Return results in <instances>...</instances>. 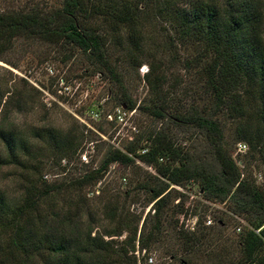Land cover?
<instances>
[{"label":"trees","instance_id":"obj_1","mask_svg":"<svg viewBox=\"0 0 264 264\" xmlns=\"http://www.w3.org/2000/svg\"><path fill=\"white\" fill-rule=\"evenodd\" d=\"M48 3L27 4L18 11L0 9V59L19 39L39 40L79 53L86 56L100 77L117 87L111 100L134 111L137 104L113 63L110 43L125 37L139 47L144 42L143 12L151 9L156 11L157 19L173 27L172 41L191 50L183 67L193 82L192 96L187 108L177 107L174 111L164 99L139 107L162 127L146 137L135 138L123 149L110 148L98 168L86 170L74 182L78 186L97 183L113 164L131 166L139 160L152 167L156 175L149 174L142 183L154 211V227L147 235L148 220L140 234V219L134 227L98 232L95 226L83 224L80 212L50 213L43 209L46 198L67 184L46 185L43 191L29 186L17 204L0 189V229L8 234L6 244L0 239V264H125L124 259L130 251H136L137 243L141 251L158 244L165 224L172 227L173 236L182 241L190 256L196 246L210 238L201 222L194 231L187 230V221L195 213L184 206L186 194L176 187L188 189L190 185L198 186L203 199L226 204L230 213L246 222L240 234L239 256L228 264H264V0ZM146 79L160 94L164 86L161 78L150 80L148 75ZM9 97L11 94L4 103L5 110L25 104L22 97L13 102ZM2 102L0 97V106ZM229 120L236 122V141L247 143L252 160L260 163L262 184L251 172L252 163L233 157L225 140ZM173 126L196 131L207 146L206 152L180 143L171 132ZM11 128L8 121L0 125V140L6 151L5 157L0 155V167H25L23 155L30 153L29 146ZM82 136L77 129L65 133L48 129L35 132L33 137L49 142L62 158H74ZM177 199L180 201L175 205ZM125 231L129 233L125 244L131 246L130 250L116 252L115 240L106 237H120ZM190 259L182 263L189 264Z\"/></svg>","mask_w":264,"mask_h":264},{"label":"rangeland","instance_id":"obj_2","mask_svg":"<svg viewBox=\"0 0 264 264\" xmlns=\"http://www.w3.org/2000/svg\"><path fill=\"white\" fill-rule=\"evenodd\" d=\"M48 2L0 0V9L18 11L27 4L48 5ZM155 14L156 11L151 9L143 12L144 42L139 47L125 37L110 43L113 63L126 91L137 104L134 111L117 106L111 100L117 87L100 77L86 56L79 53H70L39 40L19 39L14 48L0 59V97L3 99L0 125L8 121L20 140L29 146L30 152L23 155L25 167H0V189L13 204L22 201L29 186L43 191L46 185L57 187L67 184L59 186L60 190L53 191L46 198L43 209L50 213L80 212L83 224L95 226L98 232L134 227L137 219H140L139 234L146 220V235L154 227L153 203L149 202V194L142 189V183L149 174L156 175V172L143 162L138 160L131 166L113 164L97 183L78 186L74 182L86 170L98 168L110 148L123 149L135 138L146 137L162 127L161 122L138 110L139 107L164 99L174 111L177 107L187 108L190 102L193 82L183 67V60L191 55V50L172 41L175 38L173 27L157 19ZM148 75L150 80L161 78L164 86L160 94L150 88L146 79ZM10 94L12 102L22 97L25 104L5 110L3 106ZM118 110L124 114L122 122L115 118ZM109 114L113 121L107 118ZM225 126V140L233 157L252 163L251 172L257 183L262 184L261 165L252 160L249 145L245 143L247 149L244 153L238 152L241 142L236 141V122L226 121ZM48 129L60 133L77 129L80 135L83 134L74 158H62L49 142L33 137L35 132ZM171 132L183 145L197 152H206V144L193 129L181 130L173 126ZM0 155L6 156L1 140ZM83 155L87 156V162L83 161ZM176 188L186 194L184 206L195 213L187 221V230L194 231L201 222L210 238L196 246L189 256L182 241L173 236L172 227L165 224L161 241L142 251L137 243L136 251H130L124 259L125 264H183V259L190 258L189 264H228L237 258L240 234L246 222L230 213L226 204L203 199L198 186L190 185V191ZM179 201L177 199L174 204ZM3 233L4 230L0 229L1 243L6 244L8 234ZM128 236L125 231L120 237H106V240L114 239V250L122 252L123 249L130 250L131 246L125 244Z\"/></svg>","mask_w":264,"mask_h":264},{"label":"built area","instance_id":"obj_3","mask_svg":"<svg viewBox=\"0 0 264 264\" xmlns=\"http://www.w3.org/2000/svg\"><path fill=\"white\" fill-rule=\"evenodd\" d=\"M123 115H124V114H123L120 110H118L117 113L115 114V118H116L117 120H119L120 122H122L123 119H124V118H123ZM107 118H108L110 121H113L112 115L109 114V115L107 116ZM115 121H116V120H115ZM246 149H247V145H246L245 143H240V144H238V152H240V153H244V152L246 151ZM141 153H142V154L146 153V149H145V150H142ZM82 159H83V161H85V162L88 161V158H87L86 155H83V156H82ZM149 169L152 170V167H149ZM208 224H211V220H208ZM149 260H150V262H152V259H151V258H150Z\"/></svg>","mask_w":264,"mask_h":264}]
</instances>
